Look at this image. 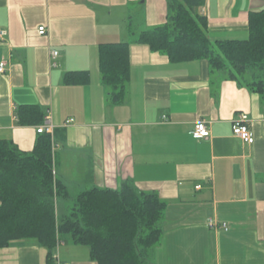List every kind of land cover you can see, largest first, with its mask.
Here are the masks:
<instances>
[{"label": "crops", "instance_id": "0c3cea01", "mask_svg": "<svg viewBox=\"0 0 264 264\" xmlns=\"http://www.w3.org/2000/svg\"><path fill=\"white\" fill-rule=\"evenodd\" d=\"M167 2L0 0V140L31 152L37 125H18L15 110L37 106L54 126V170L69 191L119 190L132 181L155 194L165 210L152 264H264V94L238 86L226 67L173 63L134 43L133 32L164 24ZM262 10L264 0H204L196 13L211 42L243 41L250 13ZM123 42L129 80L114 105L101 83L98 47ZM83 71L87 84L63 83L66 73ZM239 115L251 145L232 135ZM200 120L209 122L208 139L191 136ZM55 211L59 218L62 200ZM209 221L226 229H210ZM47 255L20 241L0 249V264H47ZM52 260L96 264L87 247L69 240H60Z\"/></svg>", "mask_w": 264, "mask_h": 264}, {"label": "trees", "instance_id": "16d2710c", "mask_svg": "<svg viewBox=\"0 0 264 264\" xmlns=\"http://www.w3.org/2000/svg\"><path fill=\"white\" fill-rule=\"evenodd\" d=\"M204 0H168L164 24L135 35L136 44L149 47L180 63L207 60L211 71L228 68V77L240 87L264 94V10L252 12L246 40L211 42L207 20L196 10ZM127 42L98 47L101 83L109 101L121 104L129 80ZM262 74V76H258ZM87 72H68L63 83L85 85ZM17 124L36 126L43 113L37 106H18ZM53 140L40 134L31 152L24 153L0 140V249L20 241H34L48 251L47 264L59 240L89 249L96 264H152L161 241L158 225L165 203L155 194L138 190L132 181L119 190L91 188L71 192L56 177ZM63 201L57 218L55 203Z\"/></svg>", "mask_w": 264, "mask_h": 264}, {"label": "built area", "instance_id": "2783aa9c", "mask_svg": "<svg viewBox=\"0 0 264 264\" xmlns=\"http://www.w3.org/2000/svg\"><path fill=\"white\" fill-rule=\"evenodd\" d=\"M45 32H46L45 27H39L37 29V33L39 35H44ZM5 36H6V32L1 30L0 40H3ZM56 56H57V52L54 51L51 53V58L54 59ZM5 65L6 64L4 62H0V73L4 71ZM246 121H247V118L245 115H239L237 119L233 122L232 135L239 138L244 144L251 145L253 143V135L249 131L246 125ZM68 122H66V124ZM53 127L54 126L51 123V119L47 115L43 117L42 123L40 125H37L35 130L38 135L48 134L53 140ZM191 136L196 140L208 139L210 137L209 122L205 120L197 121L193 126ZM54 147L55 145L53 144V148ZM53 174H55V172H53ZM199 188H200L199 186L196 187V189H199ZM208 227L210 229H219V228H222L224 230L226 229L224 224L219 225V224L213 223L212 221L208 222ZM58 246L59 245H57V247Z\"/></svg>", "mask_w": 264, "mask_h": 264}, {"label": "rangeland", "instance_id": "374dc122", "mask_svg": "<svg viewBox=\"0 0 264 264\" xmlns=\"http://www.w3.org/2000/svg\"><path fill=\"white\" fill-rule=\"evenodd\" d=\"M38 125H40V124H38ZM59 243H60V240L57 241L55 248H58L57 245H59ZM55 248H54V249H55Z\"/></svg>", "mask_w": 264, "mask_h": 264}]
</instances>
